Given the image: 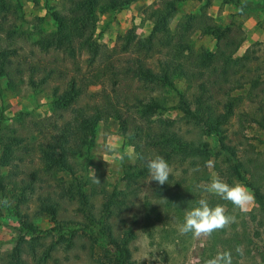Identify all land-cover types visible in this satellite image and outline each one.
<instances>
[{
    "label": "trees",
    "instance_id": "obj_1",
    "mask_svg": "<svg viewBox=\"0 0 264 264\" xmlns=\"http://www.w3.org/2000/svg\"><path fill=\"white\" fill-rule=\"evenodd\" d=\"M27 1L38 5L41 0ZM42 1L55 28L50 33L41 34L36 43L31 45L32 48L25 53L24 43L30 36L20 25L24 21L21 1L0 0V78L7 79L11 90H16L19 84L24 83L32 90H47L52 98L51 117L44 121H33L30 125L31 132H38L41 135L36 142L33 138L20 136L21 128L0 127V190L4 189L1 170L9 169L10 183L16 188L19 182L12 178L18 175L19 166L26 161L25 156L32 160L34 154H38L44 161L45 174L55 175L60 170L70 172L73 176L74 170L69 160H75L78 156L88 153L93 147L98 123L114 118L118 121L123 136L137 154L136 164L130 166L123 176L128 191L122 193L121 199L124 200L120 201L122 205L130 196L138 194L139 186L144 184L149 176L146 159L158 154L174 169L169 177L172 191L165 199L163 209L166 213L173 212L179 224L184 221L185 211L198 206L197 201L201 198L208 200L212 207L217 204L225 205L230 214L234 209L231 202L211 193L202 196L197 188L191 189L185 177L186 169L182 170L183 176L177 181L174 178L175 171L183 166L202 170L206 175L208 161L221 157V161L226 165L225 173L218 168L216 170L227 178L226 182L230 185V181L235 178L245 183L254 195L256 207L248 213H241L240 216L248 215L257 222L250 236L246 223L243 219H237L239 215L235 214L236 219L241 222L236 220V223L229 227L213 232L209 237L211 246L206 254L204 253V261L215 257L219 252L230 250L233 254V264H243L241 260L253 258L252 253L255 250L260 256V263L264 264V247H258L253 241L254 237H261L257 228L264 226V165L251 164L241 159L236 148L226 143V125L234 114L238 115L240 131L245 129L244 124L247 122L256 124L264 130V96L263 101L262 99L257 101L255 99L257 97L252 95L251 102L257 104V111L236 112L235 106L239 98H234L228 91L242 89L246 84H251L252 89L262 84V81H259L260 75L252 77L253 73L250 74V62L255 59V53L248 52L234 60L230 55L227 57L224 55L225 59H222L221 64L216 62L217 54L206 49L194 55L189 44L190 33L199 29L200 32L208 34L213 32V28L199 15L187 17L185 22L179 23L173 31L170 23L178 0H161L156 9L149 11L153 26L143 40H138L131 30L121 38L122 45L118 50L107 53L104 51L105 48L93 39L98 16L109 11L118 12L137 0H61L58 7L49 5V0ZM223 2L240 10L244 8L239 0ZM222 32L224 40L221 50L234 53L243 38L237 40L239 33L231 35L230 30L228 33ZM122 55L130 57L121 58ZM45 57L50 58L47 62H51V66L45 67ZM82 58L85 68L80 66ZM103 60H107L104 61L106 63L104 67L95 68L103 65L101 63ZM66 61L73 65L74 73L71 75L67 67L61 66V63ZM227 68H233V71ZM242 68L244 71L237 78L236 74ZM91 71L92 74L89 75ZM106 78L111 81L112 95L103 91L96 94L97 98L88 96L89 86L99 82L102 84ZM125 81L129 84L136 83L138 87L135 89L129 87L126 92L121 93L117 88ZM177 81L187 84V91H179L175 87ZM228 84L233 88L228 87L226 90L225 86ZM190 87L193 91L191 97H187L185 93H188ZM155 88H170L176 93L177 109L182 114L179 119L153 120L159 110L167 108L166 98L157 99L150 96L144 102L139 89L151 91ZM217 92L225 98L223 102L214 100ZM19 116H22V112ZM135 116L140 123L137 124ZM3 119V115L0 114V122ZM16 123H19L22 129L25 127L22 117L16 119ZM182 123L186 127L185 130L179 125ZM203 135L215 137L217 147L209 148L208 143L201 138ZM245 175L249 177L246 178ZM38 178L34 170L31 172V180L21 186L22 199H19L21 202L26 201L23 197L26 192L34 190L33 182ZM168 189L167 185L158 187L159 191ZM67 193L73 198L75 196L79 205L78 212L83 215L88 226L93 228L94 231L90 229L91 237L101 241L107 239L105 243L114 250L117 264H134L129 248L131 234L125 232L122 239L118 240L112 233V227L106 222L117 204V201L113 200L114 194L110 195L104 204L103 214L97 216L80 183L77 185L70 183ZM60 200L46 198L44 205L41 206V212L50 214L54 219L60 208ZM152 210L153 208L146 211L147 217H150ZM16 216L25 232L37 230L36 226L26 221L24 215L16 212ZM239 227H242L241 232L237 230ZM165 238H170L166 230L163 235V239ZM23 243L25 239L22 237L1 262L29 264L23 258L25 252ZM36 245L34 244V247ZM238 245H243V256L235 252ZM34 247H28L30 256L36 258V264H45L49 252L44 251L42 256L36 257Z\"/></svg>",
    "mask_w": 264,
    "mask_h": 264
},
{
    "label": "rangeland",
    "instance_id": "obj_2",
    "mask_svg": "<svg viewBox=\"0 0 264 264\" xmlns=\"http://www.w3.org/2000/svg\"><path fill=\"white\" fill-rule=\"evenodd\" d=\"M20 1L24 16V21L20 25L30 36L24 43L25 53H27L41 34H47L54 30L55 24L47 14L42 0L38 5L27 0ZM160 1L137 0L118 12L109 11L99 15L93 39L105 48L104 51L107 53L118 50L122 45L121 38L131 30L138 40H143L149 35L153 26L149 18V11L153 8L156 9ZM239 2L244 7L242 10L234 5L225 4L223 0H178L175 3V14L170 27L174 31L179 23L185 22L187 17L201 15L212 26L213 32L204 34L196 29L189 35V44L194 55L203 49L216 53V62H220V64L222 59L228 55L234 60L243 57L248 52L255 53V59L250 62V74L253 73L252 77L260 75L259 81H262V84L253 89L251 84H246L242 89L234 90L231 89L232 85H224L226 90L228 87L232 90L228 91L234 98H239L235 111L250 112L257 111V104L251 102L252 95L257 97L255 98L257 101H260L264 96V0H239ZM60 3L61 0H49V5L53 7H58ZM229 30L231 35L239 33L237 40L243 38L234 53L229 50H221L224 40L222 31L228 33ZM219 50L221 51L218 52ZM224 55L225 57H223ZM127 57L130 55L121 56V58ZM58 58L61 57L58 56ZM44 59H46L45 62L43 61L45 67L52 65L51 62H47L50 58L45 57ZM104 61L107 60L101 61L103 65L100 63L101 65L95 66V68L104 67L106 64ZM81 62L80 66L85 68L83 58ZM61 64V66L67 67L70 75L74 73L73 65L68 61ZM227 69L233 71V68ZM243 71L244 68L239 70L236 74L237 78ZM91 74L92 71L89 75ZM187 86L183 81L175 83V87L181 92L187 91ZM129 87L135 89L138 84H129L125 81L121 82L117 89L124 93ZM111 88V81L107 78L103 79L102 84L99 82L89 86L88 96L97 98L96 94L103 91L112 95ZM139 91L142 93L144 102L150 96L157 99L166 98L167 108L159 110L153 120L158 118L176 120L182 116L177 109L178 96L172 89L155 88L151 91L141 89ZM192 91L193 89L190 87L185 95L191 97ZM215 95H217L215 101H224L225 98L221 93L217 92ZM51 101V95L47 90H32L24 83L19 84L16 90H11L8 87L7 79L0 78V114L4 117L0 122V127L21 128L20 136L33 138L36 142L41 135L38 132H31L30 125L33 121H44L51 117ZM20 112H22V116H19ZM20 117L25 121L23 129L19 123H16V119ZM134 119L137 124L140 123L136 116ZM179 125L182 130L186 129L183 123ZM244 126L245 129L240 131L238 115L234 114L226 125V143L236 148L238 157L241 159L247 160L251 164L264 165V130L249 122ZM201 138L208 143L209 148L217 147L215 137L203 135ZM141 143H143V139ZM33 156L32 160L25 156L26 161L19 166L18 175L12 178L19 182L16 188L10 183L9 169L1 170L4 189L0 190V264H4L1 260L11 252L22 237L25 239L23 258L29 264H36V258L30 256L31 253L28 250V247H34V244H37L34 247L36 257L42 256L44 251L49 252L45 264H117L114 250L105 243L107 239L101 241L91 237L90 229L93 230V228L88 226L83 215L78 212L79 205L75 196L73 198L67 193L72 182L75 185L80 183V186H83V192L89 197L94 214L97 216L103 214L104 204L110 195L114 194L113 200H116L117 204L106 222L112 227V233L118 240L122 239L125 232L131 234L129 248L134 264H205V252L211 246L209 237L197 238L192 233L182 235L178 230L177 216L171 211L166 213L163 209L164 201L172 191L170 179L168 183L164 184L169 189L159 191L160 184L151 181L148 176L144 184L139 186L136 196H130V199L125 200L124 205L120 202L123 200L121 199L123 198L122 193L128 191L126 180L123 179L124 173L130 166L136 164L137 154L134 147L123 136L116 119L109 118L99 122L96 126L94 144L90 151L78 156L75 160H69L74 170L73 176L70 172L60 170L55 175L45 174L44 161L38 154ZM211 162V166H208V163L206 165V175L202 170L197 171L183 166L175 171L174 178L177 181L179 177L183 176L182 170L186 169L185 177L191 189L197 188L202 196L210 194L204 189L214 176L218 174L225 182L227 180L216 170L218 168L225 173L226 165L221 161V157L211 160ZM250 167L253 169L252 166ZM34 170L39 176L33 182L35 188L32 192H26L23 196L26 201L21 202L19 200L22 199L21 186L31 180V172ZM245 177L249 176L245 175ZM96 179L101 183H97ZM234 182L239 181L234 178L230 181V185ZM243 184L245 185V183ZM247 188L251 191L249 187ZM48 197L56 201L62 199L54 219L50 214L41 212V206L44 205V200ZM255 207L256 204L253 201L249 205L248 211L241 212L234 206L233 212L230 213L234 216L238 214L239 218L237 219H243L250 236L256 228L255 222L257 221L248 215H240L252 211ZM112 208L113 206H111ZM151 208L153 210L150 217H147L146 211ZM16 212L24 215L26 221L36 226L37 230L35 232L22 230ZM258 217L260 218V215ZM239 221L241 222V220H237V222ZM257 229L260 231L261 237H254L253 241L258 247H264V226ZM165 230L168 231L170 238L163 239ZM237 230L241 232L242 227ZM220 248L218 245V249ZM253 252V258L248 257L246 260H241L243 264H262L259 254L255 250Z\"/></svg>",
    "mask_w": 264,
    "mask_h": 264
},
{
    "label": "clouds",
    "instance_id": "obj_3",
    "mask_svg": "<svg viewBox=\"0 0 264 264\" xmlns=\"http://www.w3.org/2000/svg\"><path fill=\"white\" fill-rule=\"evenodd\" d=\"M145 163L151 181H156L160 185L168 183L173 169L163 156L157 154L154 157H149ZM211 165L212 162L208 161V166ZM196 170L198 171V169ZM96 182L101 183L98 179ZM204 191L231 202L241 212L248 211L249 205L254 201L253 193L243 183L234 182L229 185L218 174L211 179ZM197 205L185 211L184 221L178 225V230L182 235L192 233L197 238L210 237L213 232L223 230L236 223V217L228 214L225 205L217 204L212 207L204 198L199 199ZM235 252L243 256V245H238ZM205 264H233L232 251L219 252Z\"/></svg>",
    "mask_w": 264,
    "mask_h": 264
}]
</instances>
